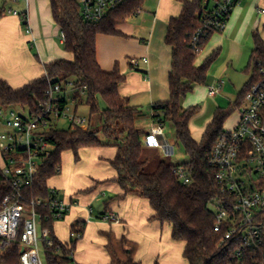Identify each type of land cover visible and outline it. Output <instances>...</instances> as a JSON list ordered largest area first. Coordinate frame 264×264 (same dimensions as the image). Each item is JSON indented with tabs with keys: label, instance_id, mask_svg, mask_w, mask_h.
Segmentation results:
<instances>
[{
	"label": "trees",
	"instance_id": "trees-1",
	"mask_svg": "<svg viewBox=\"0 0 264 264\" xmlns=\"http://www.w3.org/2000/svg\"><path fill=\"white\" fill-rule=\"evenodd\" d=\"M145 1L127 0L103 21L94 24L81 18L77 0H51L53 19L65 38L64 49L74 55V61L56 60L45 65V76L20 90H14L0 79V109L33 107L37 100L44 98L50 84L73 81L79 89L86 87L80 102L90 108L89 129L51 132L50 141L55 151L28 191V198L37 200L50 197V191L54 188L49 186V181L61 174L64 152H72L78 163L82 150L114 147L117 155L109 163L117 174L113 182L120 186L123 194L113 199L123 200L133 196L147 200L154 212L151 220L169 225L172 239L184 245L183 258L187 264H264V222L261 245L246 250L239 260L236 259L240 245L238 241L222 246L224 233L214 231L216 219L211 204L214 199L223 198L224 195L216 183V171L209 164V155L234 109L218 108L201 140L197 141L193 138L190 124L199 108L184 110L181 107V100L189 92L197 86L207 85L209 71L220 56V50L214 51L202 64L197 65L199 55L192 42L198 30L203 28L202 20L210 10L205 0H177L182 4V11L178 17L169 20L165 39L172 49L170 99L152 106V120L164 125L170 122L174 126L177 142L181 143L189 158L183 166L191 169V182L182 183L172 172L176 165L167 161L160 162L154 173H145L148 160L143 158V137L147 132L138 126L141 111L130 106L120 95L119 87L126 81V76L122 74L119 64L112 72H105L97 57L98 37L124 36L120 27L138 14ZM24 25H27L26 21ZM216 33L220 32L204 31L199 44L200 54ZM263 53L264 41L260 31L254 34V49L246 69L252 78L238 97L237 109L256 80V63ZM130 67L135 69L132 63ZM100 101L105 103V109H101ZM11 191L0 169V210L4 198ZM54 222H43V226L50 229L54 242L51 247L44 246L46 264H76L72 253L79 239H72L70 245L63 244L54 234ZM85 229L86 222H77L71 227L70 234L80 233L83 236ZM107 249L112 264H139L135 260L136 244L125 237L119 241L109 237ZM20 256L19 240L6 250L0 248V264H21Z\"/></svg>",
	"mask_w": 264,
	"mask_h": 264
},
{
	"label": "crops",
	"instance_id": "crops-1",
	"mask_svg": "<svg viewBox=\"0 0 264 264\" xmlns=\"http://www.w3.org/2000/svg\"><path fill=\"white\" fill-rule=\"evenodd\" d=\"M20 4L21 8L16 7ZM259 7H264V0H257L247 11L236 9L227 24L224 39L238 46L251 39L254 45V34L262 30L264 23V16H259L257 12ZM143 8L134 17L141 16V22L148 24L151 16L146 18ZM10 10L25 12L27 25L19 16L10 14ZM181 11L182 4L177 0H160L146 31L147 39L138 35L140 30L134 33L136 30L128 25L134 17L120 27L124 36L98 37L100 67L105 72H112L119 64L122 74L126 76V81L119 87L120 95L130 106L141 111L138 126L142 128L139 122L146 121L142 128L146 131L153 123L152 106L170 99L172 49L165 39L169 20L178 17ZM242 14L245 20L239 22ZM238 24L240 27L236 30ZM26 27L31 31L29 34ZM135 58L141 60L139 64L133 61ZM56 60L74 61V55L64 49L62 32L53 19L51 0L0 1V79L14 90H20L44 77L45 65ZM130 63L137 64L135 69L130 67ZM144 106L148 108L145 112L141 109ZM165 135L167 137L166 129ZM168 141L174 145V142ZM86 150L90 153L84 159L80 158L78 163L75 162L71 172L65 176L62 169V175L57 176L62 180L66 178L64 187L67 194L62 197L70 208L63 220L54 222L55 236L63 244L70 245L71 227L77 222H86L84 235L73 246L74 262L112 264L107 249L109 237L116 241L125 237L136 244L135 260L139 264H156L157 261L165 264L173 257L177 260L179 252L183 256L184 245L172 239L171 227L151 220L154 212L147 200L133 196L123 200L113 199L123 194L120 186L113 182L117 174L109 163L116 157L117 149L100 147ZM4 165L0 152V169ZM112 214L117 216L119 222L105 220Z\"/></svg>",
	"mask_w": 264,
	"mask_h": 264
},
{
	"label": "built area",
	"instance_id": "built-area-1",
	"mask_svg": "<svg viewBox=\"0 0 264 264\" xmlns=\"http://www.w3.org/2000/svg\"><path fill=\"white\" fill-rule=\"evenodd\" d=\"M18 3L20 0H12ZM127 0H77L81 18L90 23L103 21L111 11ZM244 0H205L210 8L202 20V29L193 38L192 45L200 54V39L205 30L223 32L233 12ZM214 4L211 7V4ZM264 16V7L257 8ZM27 22L25 12L10 10ZM264 41V23L262 24ZM26 32L31 31L26 27ZM63 41H65L62 35ZM256 80L241 101L240 119L233 129H224L216 140L209 164L216 171L215 180L224 197L213 200L216 233H224L222 246L238 241L236 259H242L246 250L258 248L264 222V53L256 63ZM225 81L215 80L208 86L210 97L222 93ZM86 87L77 88L67 81L49 86L42 100L33 107L0 109V152L5 165L1 172L12 191L0 210V248L8 249L16 240L21 244V264H46L39 252L38 228L41 227L44 246H53L51 231L43 222L63 220L70 208L58 189H51L48 199L30 200L28 191L37 181L44 164L52 157L55 146L51 132L60 131L57 124L67 122L69 129L88 130L89 117L80 115ZM79 94V97H78ZM154 115L152 111V116ZM166 125L153 120L143 137V144L158 148L167 156L174 155V145L165 135ZM172 172L184 184L191 181V169L176 165ZM106 221L119 222L116 215ZM71 239L81 238L71 233Z\"/></svg>",
	"mask_w": 264,
	"mask_h": 264
},
{
	"label": "rangeland",
	"instance_id": "rangeland-1",
	"mask_svg": "<svg viewBox=\"0 0 264 264\" xmlns=\"http://www.w3.org/2000/svg\"><path fill=\"white\" fill-rule=\"evenodd\" d=\"M3 2L4 0H0ZM8 3L10 0H6ZM257 0H244L243 4L237 10H240V8H243L247 11V8L250 6H253L256 4ZM160 4V0H146L143 10L146 11L144 14H147L146 18L151 19L149 23H142L141 16L134 17V19L130 20L128 25L132 26L133 29L136 30L138 35L141 38L147 39L146 37V31H148L152 18L154 14L156 13L158 6ZM21 5H15L18 8H21ZM213 3L211 4V7H213ZM236 10V11H237ZM235 11V12H236ZM146 16V15H145ZM242 20L239 22H242L245 20V15L242 14ZM141 27L142 29H140ZM240 27V24L237 25L236 30H238ZM123 30V28L121 29ZM128 30L130 31V27H128ZM132 30V31H135ZM226 31V30H225ZM225 31L216 33L213 38L211 39L210 43L207 45L205 50L199 54L197 58V62L199 64H202L203 61L209 57L214 51L220 50V56L217 60V62L212 66L211 70L208 74V81L206 86H197L194 88L192 92H189L185 98L181 100V107L184 110L190 109V108H199L198 113L194 116V118L191 121L190 127L192 131L193 138L196 140H201L203 133L205 131V127L211 122L213 115L215 111L218 108L221 109H234V112L232 115L227 119L225 123V129H233L236 125V123L240 119V112L241 108H236L235 105L238 102V97L244 90L245 86L250 82L252 78V74H247L246 68L249 65L250 62V56L252 53V50L254 48L253 42H244L242 46L238 45H232L229 40L224 39ZM135 63L139 64L141 61L139 58H135L133 60ZM135 64V66L137 65ZM217 79H223L225 81V85L223 87V91L221 94H219L216 97H210L208 94V86L211 85L215 80ZM100 107L101 109H105L106 105L103 101H100ZM17 111H20V106H15ZM144 112L148 110V108L142 107L141 108ZM80 115L83 117H89L90 115V108L83 104L80 107L79 110ZM146 121H140L139 125L142 126L146 125ZM57 128L59 130H68L69 125L65 121H61L57 124ZM166 134L167 138L174 142V150L175 154L172 156H167L162 150L158 148H149L144 146L143 151V158L144 160H148V165L145 168V173L152 174L154 173L160 162L167 161L172 164H178L182 165L189 161L188 156L185 153V150L181 143L177 142L176 139V132L174 126L167 122L166 124ZM5 131L4 128L0 127V132ZM90 152L88 150H82L80 151V158L84 159L87 154ZM75 157L72 152L66 151L62 154V169H63V175L66 176L68 172H71L74 168L75 164ZM62 175V174H61ZM65 179V180H64ZM62 180L61 177H54L49 181V186L56 187L61 191V194L65 196L67 194L66 187H64V184L66 186V178L64 177ZM212 210L214 208L212 207ZM38 234H39V252L41 259L45 261L44 256V244L41 239L42 231L41 227L38 228ZM181 245L180 243H178ZM119 246V245H118ZM122 257V255H119ZM160 264V261H157ZM165 264H187V262L183 259V256L180 255V252L178 253L177 260L176 258L170 259Z\"/></svg>",
	"mask_w": 264,
	"mask_h": 264
}]
</instances>
